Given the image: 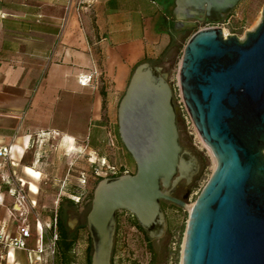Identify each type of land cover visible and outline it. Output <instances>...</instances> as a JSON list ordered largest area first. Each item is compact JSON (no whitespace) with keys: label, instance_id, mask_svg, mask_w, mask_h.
Wrapping results in <instances>:
<instances>
[{"label":"water","instance_id":"water-1","mask_svg":"<svg viewBox=\"0 0 264 264\" xmlns=\"http://www.w3.org/2000/svg\"><path fill=\"white\" fill-rule=\"evenodd\" d=\"M239 1L174 0V30L221 23ZM159 70L149 62L138 64L119 100L118 134L136 170L102 178L95 186L86 215L90 264L96 243L102 264H110L117 210L131 212L157 236L163 224L160 201L184 205L162 190L178 170L175 181L189 179L191 168L181 158L171 89ZM178 85L216 162L189 208L181 264H264V7L258 25L242 39L224 36L220 27L196 29L182 51Z\"/></svg>","mask_w":264,"mask_h":264},{"label":"crops","instance_id":"crops-1","mask_svg":"<svg viewBox=\"0 0 264 264\" xmlns=\"http://www.w3.org/2000/svg\"><path fill=\"white\" fill-rule=\"evenodd\" d=\"M173 7L174 0H96L77 11L68 0H0V146L15 144V155L33 134L48 131L74 148L99 150L117 120L134 68L143 62L161 67L179 49L183 30H174ZM94 69L99 76L80 85L77 78ZM11 169L0 158L4 233H13L16 226L1 178ZM35 183L38 192L32 197L38 205ZM44 239L31 224L28 247L35 249ZM5 252L0 245V264H49L47 252L35 262L26 250Z\"/></svg>","mask_w":264,"mask_h":264},{"label":"rangeland","instance_id":"rangeland-1","mask_svg":"<svg viewBox=\"0 0 264 264\" xmlns=\"http://www.w3.org/2000/svg\"><path fill=\"white\" fill-rule=\"evenodd\" d=\"M263 7L264 0H240L219 26L225 35L235 34L242 39L246 32L253 30L260 22ZM196 29L188 28L180 33V37H177L179 49H175L174 54L168 56L159 70L160 73H166V81L171 89L182 149L181 158L185 157L191 168L189 179L182 177L175 181L179 176L178 170L172 181L162 186V190L183 200L184 205L162 201V231L157 236H150L147 232L150 242H147L144 234L134 225L135 217L131 212L117 210L110 264H181L189 208L195 203L216 166L211 151L194 124L182 117L175 99L179 93L178 68L182 51ZM43 138L40 133L33 134L29 147L25 142L27 151L23 147L21 153H16L14 157L24 154L18 161L16 170L19 172L22 167L26 168L27 173L22 180L29 182V190L33 193L38 192L35 183L38 180V205L35 207V214L41 218L42 215L49 216L62 204V221L76 235V241L65 257L62 250L58 249L59 253L48 256V263L88 264L86 248L91 240L86 215L98 182L96 178L111 177L108 166L113 165L121 174L124 171L132 174L136 170L135 162L119 138L117 120L97 151L86 146L74 148V144L67 143L54 132H48L47 140ZM71 144L73 150L69 149ZM186 193L187 197L183 198ZM67 200H73L75 206H71ZM28 219L30 225L35 226V215H29ZM49 236L48 230V238Z\"/></svg>","mask_w":264,"mask_h":264},{"label":"built area","instance_id":"built-area-1","mask_svg":"<svg viewBox=\"0 0 264 264\" xmlns=\"http://www.w3.org/2000/svg\"><path fill=\"white\" fill-rule=\"evenodd\" d=\"M95 2L96 0H68V5H73L75 9L79 11L84 7H91ZM0 17H2V15ZM219 25L220 23L200 22L198 23L197 29L199 30L210 27H220ZM98 76V71L94 69L88 76H79L77 81L80 85L84 86L88 85L92 78H97ZM175 99L177 101V108L180 110L182 117L186 121L190 120L192 122L183 102L180 91ZM39 133L44 136V140L48 139V131ZM0 158H2L3 161L7 163V165L13 168L10 171L5 172V174L3 172L1 174V178L8 186L6 191L11 197L10 206L7 210L16 222L15 231L13 233H4V225H0V245L2 248L6 249L5 255L7 254L8 249H22L27 251L28 258L31 260V262H35L41 261L43 259L41 256L43 252H47L49 255L58 253L57 210L55 209L53 212H51L47 221L42 220L40 215L35 214L37 202L36 199L32 197L33 192L29 190V182H24L21 179L20 175H22L23 167L19 172L16 170L19 163L14 157L12 144L0 146ZM108 169L112 175L119 172V169L117 170L114 165L108 166ZM124 172L127 173V171ZM31 214L35 215V227L38 228L40 233L46 238V242L35 249L29 248L27 244L28 239L31 237V225L28 219L29 215ZM48 230L50 233L49 238ZM2 257L3 255H0V258Z\"/></svg>","mask_w":264,"mask_h":264},{"label":"trees","instance_id":"trees-1","mask_svg":"<svg viewBox=\"0 0 264 264\" xmlns=\"http://www.w3.org/2000/svg\"><path fill=\"white\" fill-rule=\"evenodd\" d=\"M121 172H118L117 174L111 175L112 176H118L120 175ZM100 179H102L101 176H97L96 181H99ZM69 201V203L71 204V206H75V202H73V200H67ZM63 205H59L58 210H57V230H58V240H57V247L58 249L62 250L64 257L65 254L67 252H69L72 247L73 244L76 241V235L72 234L69 229L64 225L63 221H62V214H63ZM134 225L144 234L145 239L147 240V242H150V238L147 234V232L141 227V225L138 224V222L136 221V219L133 220ZM91 252H92V246H91V242H89L87 248H86V258H87V262L88 264H90V256H91Z\"/></svg>","mask_w":264,"mask_h":264},{"label":"bare ground","instance_id":"bare-ground-1","mask_svg":"<svg viewBox=\"0 0 264 264\" xmlns=\"http://www.w3.org/2000/svg\"><path fill=\"white\" fill-rule=\"evenodd\" d=\"M224 34V32H223ZM225 35V34H224ZM226 36V35H225ZM12 148H13V153H14V150H15V144L12 145ZM69 149L70 150H73V145L71 144L69 146ZM185 167V166H184ZM152 233L154 234L156 230L154 229H151ZM103 250H102V247L99 245V243H96V252H95V255H94V264H102L103 262Z\"/></svg>","mask_w":264,"mask_h":264},{"label":"flooded vegetation","instance_id":"flooded-vegetation-1","mask_svg":"<svg viewBox=\"0 0 264 264\" xmlns=\"http://www.w3.org/2000/svg\"><path fill=\"white\" fill-rule=\"evenodd\" d=\"M199 23H200V22H199ZM179 199H180V198H179ZM162 201H163V200L160 201V206L162 205Z\"/></svg>","mask_w":264,"mask_h":264}]
</instances>
